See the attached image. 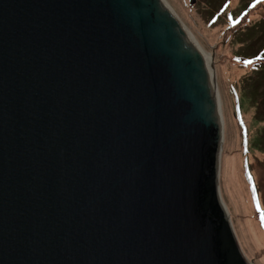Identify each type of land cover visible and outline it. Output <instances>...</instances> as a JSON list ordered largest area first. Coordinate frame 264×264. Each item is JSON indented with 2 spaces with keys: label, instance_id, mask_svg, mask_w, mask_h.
Masks as SVG:
<instances>
[{
  "label": "water",
  "instance_id": "obj_1",
  "mask_svg": "<svg viewBox=\"0 0 264 264\" xmlns=\"http://www.w3.org/2000/svg\"><path fill=\"white\" fill-rule=\"evenodd\" d=\"M191 38L164 0H0V264H250Z\"/></svg>",
  "mask_w": 264,
  "mask_h": 264
},
{
  "label": "rangeland",
  "instance_id": "obj_2",
  "mask_svg": "<svg viewBox=\"0 0 264 264\" xmlns=\"http://www.w3.org/2000/svg\"><path fill=\"white\" fill-rule=\"evenodd\" d=\"M164 2L176 11L183 27L210 61L209 68L219 90L218 99L221 98L224 109L221 124L223 131L225 122L226 144L221 154L224 160L231 157L228 169L232 157L235 158L233 182L228 177L224 180L221 163V198L241 252L250 264H262L264 156L257 152L264 149L261 144L264 141V56L259 59L253 56L264 47V0ZM255 39L258 43L253 42ZM253 49L255 51L250 52ZM246 151L252 155L245 154ZM250 191L254 193L252 201ZM243 212L259 230L247 224ZM254 232L263 234L256 242L252 240Z\"/></svg>",
  "mask_w": 264,
  "mask_h": 264
},
{
  "label": "bare ground",
  "instance_id": "obj_3",
  "mask_svg": "<svg viewBox=\"0 0 264 264\" xmlns=\"http://www.w3.org/2000/svg\"><path fill=\"white\" fill-rule=\"evenodd\" d=\"M165 1V0H164ZM167 4V3H166ZM168 5V4H167ZM169 6V5H168ZM170 7V6H169ZM171 9V8H170ZM172 11H173V13L176 15V11H174L173 9H171ZM177 16V15H176ZM179 18V17H178ZM192 40H193V38H191ZM194 42V41H193ZM195 43V45H196V47L198 48V50L200 51V53L203 55V57H204V59H205V64L209 67V62L210 61H208L209 59L208 58H206V56H205V54H204V51H203V49H201L199 46H198V44L196 43V42H194ZM212 65H213V63H212ZM236 71H237V69H236ZM216 86V85H215ZM217 87V86H216ZM217 92H218V94H219V90H218V87H217ZM219 98H220V95H219ZM217 100H218V97H217ZM217 106H218V111H219V113L221 114V117H223L224 118V114H223V112H224V109H223V106H222V102H221V98L219 99V102H217ZM223 135H224V137H223V142H222V144H221V148L223 147V145H224V143H225V122H223ZM226 144V143H225ZM221 153H222V151H221ZM224 154H221L220 155V168H219V173H221V163H222V174H223V178H224V180L228 177L232 182H233V175H234V167L232 166V164H235L234 162H235V158L234 157H232V161H230V166H229V169L227 168V165H228V161H229V158H231V157H229L227 160L225 159L224 160ZM219 187H220V190H222L221 188V186H220V184H219ZM250 190V189H249ZM222 193H223V191H222ZM255 193H256V191H255ZM256 195H257V193H256ZM249 196H250V200L252 201L253 200V196H254V193H252L251 191H250V193H249ZM249 196L247 195V197L249 198ZM222 199V198H221ZM223 202V201H222ZM224 204V203H223ZM240 204L243 206V208H245V204H244V202L243 201H240ZM253 205V204H252ZM244 213V216H243V219L247 222V224H249V226H251L252 228H254L255 227V225H254V223H253V220H250V218H246L245 217V212H243ZM256 228V227H255ZM257 230H259V228H256ZM258 232H254L253 234H252V240H253V242H256L257 240H258V238L260 237V236H263V234H259ZM262 264H264V257H263V259H262Z\"/></svg>",
  "mask_w": 264,
  "mask_h": 264
},
{
  "label": "trees",
  "instance_id": "obj_4",
  "mask_svg": "<svg viewBox=\"0 0 264 264\" xmlns=\"http://www.w3.org/2000/svg\"><path fill=\"white\" fill-rule=\"evenodd\" d=\"M247 8H249V7H247ZM258 41V39H255L253 42H257ZM258 43V42H257ZM262 44L263 43H261V47H262ZM261 47L259 48V49H261ZM252 51H255L254 49L253 50H251L250 52H252ZM264 56V47L262 48V50H259L254 56H253V59H259L260 57H263ZM261 94H262V92H261ZM262 130H264V127H263V129ZM263 139H264V135H263ZM261 144H263L264 145V141L262 140L261 141ZM249 149V147L247 148V150ZM245 154H251L252 155V152H250V153H248V151H246L245 152ZM257 154H261V155H263L264 156V149H262L260 152H257ZM246 158H248V157H246ZM263 162V161H262ZM264 163V162H263ZM260 222V221H259ZM261 225H262V227H264V223L263 222H261Z\"/></svg>",
  "mask_w": 264,
  "mask_h": 264
}]
</instances>
